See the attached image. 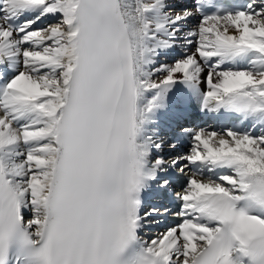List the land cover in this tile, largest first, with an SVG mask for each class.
Instances as JSON below:
<instances>
[{
  "label": "snow or ice",
  "instance_id": "snow-or-ice-1",
  "mask_svg": "<svg viewBox=\"0 0 264 264\" xmlns=\"http://www.w3.org/2000/svg\"><path fill=\"white\" fill-rule=\"evenodd\" d=\"M0 264H264V0H0Z\"/></svg>",
  "mask_w": 264,
  "mask_h": 264
},
{
  "label": "bare ground",
  "instance_id": "bare-ground-1",
  "mask_svg": "<svg viewBox=\"0 0 264 264\" xmlns=\"http://www.w3.org/2000/svg\"><path fill=\"white\" fill-rule=\"evenodd\" d=\"M241 1H243V0H241ZM174 2L183 6V4L190 3L191 0H174ZM50 21H53V19L51 17L41 19L40 21L37 22V24L34 27H37L38 25H43V24L49 23ZM196 23H197L196 20L190 21L188 26L185 28V31L193 29L196 26ZM191 50H192V46H185L182 44H178L176 47V50L174 52H171L170 54H168L166 56H161L160 61H161V63H169L170 64L174 61V59L179 58L180 55L187 53V52H190ZM201 84L203 85L204 89L207 90V85L203 82ZM168 149L169 148L166 147V143H165L164 147H163V153L168 159H171L173 156L178 154L177 152L171 151ZM185 172L192 175L194 172H196V168L192 165H189L188 168L185 170ZM208 175H211V174H208ZM167 229L168 228H166V229L164 228L163 230H161L159 233H157V236L160 235L161 233L165 232ZM152 238H154V237H152Z\"/></svg>",
  "mask_w": 264,
  "mask_h": 264
},
{
  "label": "rangeland",
  "instance_id": "rangeland-1",
  "mask_svg": "<svg viewBox=\"0 0 264 264\" xmlns=\"http://www.w3.org/2000/svg\"><path fill=\"white\" fill-rule=\"evenodd\" d=\"M53 22H54V21H50L49 23L43 24V25H41V26H39V27H37V28L46 27L48 24L53 23Z\"/></svg>",
  "mask_w": 264,
  "mask_h": 264
}]
</instances>
